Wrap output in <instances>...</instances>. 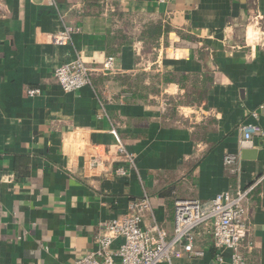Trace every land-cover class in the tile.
<instances>
[{"label":"crops","instance_id":"1","mask_svg":"<svg viewBox=\"0 0 264 264\" xmlns=\"http://www.w3.org/2000/svg\"><path fill=\"white\" fill-rule=\"evenodd\" d=\"M66 28L71 41L55 44ZM79 57L92 85L67 93L54 74ZM247 124L260 128L250 143ZM115 135L139 175L88 167ZM263 176L264 0H0V264H73L145 194V225L171 236L177 200L209 201L259 178L243 253L264 264ZM199 237L204 256L174 264H216L211 235Z\"/></svg>","mask_w":264,"mask_h":264},{"label":"built area","instance_id":"2","mask_svg":"<svg viewBox=\"0 0 264 264\" xmlns=\"http://www.w3.org/2000/svg\"><path fill=\"white\" fill-rule=\"evenodd\" d=\"M253 39H260V23L255 21ZM75 30L66 28L55 35L53 41L64 45L71 41ZM258 34L259 37H255ZM114 58L104 62L100 72L108 74L113 71ZM94 69L79 57L77 60L59 67L55 78L67 93L77 92L92 85ZM31 97L41 94L37 88L29 89ZM258 117L257 113L253 114ZM244 142L250 143L253 135L260 132L254 124L242 125ZM112 133L116 134L115 131ZM116 144L102 150L95 146L94 154L89 160L91 170L112 167V172L120 178L139 175L136 156L129 152L126 143L118 138ZM237 155L228 154L224 165L232 173L240 171ZM264 177V176H263ZM262 178L251 185L239 189L236 193H220L209 201L181 199L175 202L174 230L168 236L159 224L146 226V218L152 213L149 195L132 200L128 210L122 216L101 224L95 237L96 249L73 264H174L177 259L199 258L204 251L198 246L202 231L209 232L215 251L216 264H224V251L231 252V264H247L243 253L244 239L250 226V198ZM252 245L248 244V248Z\"/></svg>","mask_w":264,"mask_h":264}]
</instances>
